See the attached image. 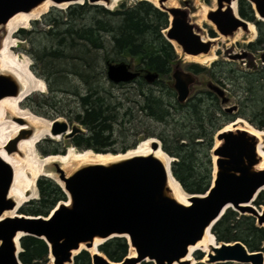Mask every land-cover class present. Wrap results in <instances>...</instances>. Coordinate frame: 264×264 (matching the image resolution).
I'll use <instances>...</instances> for the list:
<instances>
[{"label": "water", "instance_id": "water-1", "mask_svg": "<svg viewBox=\"0 0 264 264\" xmlns=\"http://www.w3.org/2000/svg\"><path fill=\"white\" fill-rule=\"evenodd\" d=\"M168 1L156 0V6L153 5L167 16L163 38L177 47L184 56L208 54L213 40L202 39L198 27L190 19L191 14L186 4L182 3L181 6L179 0H174L177 7H167L164 4ZM245 1L251 6L255 18L263 22L264 0ZM44 2L51 4L50 9L59 10L83 3L90 6H101L98 4L103 3L104 8L110 4L109 0H0V40L2 28L11 17L18 13H29ZM233 3L235 12L231 8ZM60 6L64 8L60 9ZM205 19L213 26L216 35L224 39L233 37L237 31H241L243 35L249 32V23L237 14V0H215L214 9L206 11ZM243 57L245 54L231 56V59ZM258 59L264 66V51ZM138 76L139 72L132 70L124 62L108 63L105 66V78L113 84L129 83ZM170 78L176 102L184 103L191 92V85L195 83L194 75L176 67L171 71ZM142 79L151 84L158 79V75L145 72ZM206 89L219 99L220 105L225 106L222 108L225 113L236 111L235 105L227 106L228 98L219 86L208 82ZM19 93L20 87L16 80L7 73H0V99L14 97ZM13 121L26 126L20 118ZM49 121L50 135L63 134V140L69 141L70 146L81 152L107 153L73 146L71 140L83 131L75 125L68 127L55 118ZM230 123L222 126L213 136L218 144L215 147L213 145L209 151L210 158L214 157V160L211 161L213 168L208 189L201 195L184 192L188 196L187 205L178 203L167 187L168 177L178 182L170 171V163L174 159L163 151L170 158L167 168L149 154L104 165H84L66 176L60 165L52 162L48 171L56 175L62 187L48 179L61 189L66 202H58L45 217L21 214L19 210L24 203L15 210L13 217L1 220L0 264H20L19 240L24 236L40 239L45 243L51 264H72L78 253H88L94 240L101 245L112 238L124 239L133 256L126 255L120 262H110L98 252L97 245L96 252L88 253L90 264H187L181 259L186 256L188 247L200 241L206 230L210 233L212 226L227 209L238 215L247 214L255 220L256 226L264 229V207L256 209L253 205L257 195L264 191V168H257L260 163L257 154L258 140L243 129L223 130ZM31 134V129L18 130L6 145L5 152H15L17 142ZM157 143L160 147L158 140ZM136 145L137 143L133 147ZM157 148L156 141H153L150 149L154 151ZM65 149L66 147L58 153H39L44 157L62 156ZM11 180L10 167L0 159V216L15 207L14 201L8 197ZM17 233L21 235L15 241ZM210 235L212 236L211 233ZM212 238L214 240L213 236ZM202 263L264 264V255L259 251L248 252L239 242L216 243L211 253H205Z\"/></svg>", "mask_w": 264, "mask_h": 264}, {"label": "trees", "instance_id": "trees-1", "mask_svg": "<svg viewBox=\"0 0 264 264\" xmlns=\"http://www.w3.org/2000/svg\"><path fill=\"white\" fill-rule=\"evenodd\" d=\"M237 14L254 25L256 37L248 48L253 52L259 51L264 45V22L255 20L251 6L245 0H237ZM40 21L47 27L46 30L19 29L14 36L28 41L30 49L26 55L32 65L38 67L36 72L30 65V71L44 82L49 94L71 95L74 82L82 87V94H72L77 97L80 109L73 120L86 130L85 134L76 135L72 139L71 144L77 148L117 154L125 153L136 144L132 142L119 149L109 148L117 138L122 142L126 141L123 128H113L119 111L124 107L116 100L107 99L100 90L101 76L103 72L105 76L106 64L128 61H132L134 71L139 72V76L131 81L139 86L142 97L140 100L143 102L139 110L163 125V130L155 137L160 142L161 150L174 159L170 163L171 175L187 194L201 195L208 189L212 171L209 151L215 132L222 126L236 117H242L255 129L264 131V68L255 73L251 81L248 80L244 90L246 93H252L253 89L258 94L260 92L259 99L249 103L250 106L246 104V109H250L249 114L252 113L253 116L247 110L238 112L239 108L234 114L225 113L219 99L209 91L199 92L179 104L172 88L158 83L159 78L170 75L176 54L174 47L163 38V31L167 27L166 14L147 1H137L132 6L121 4L118 9L111 11L86 3L68 6L64 10L51 8L40 17ZM215 65L217 64L214 63L213 67ZM198 70L195 65L189 67L191 73ZM145 72L156 73L158 79L147 84L142 79ZM220 76L224 80L220 71L210 73V77L217 84ZM121 84L125 83L117 85ZM153 85L160 88L158 96H154L150 90ZM164 95L167 96L166 100ZM37 97L45 104L50 103L53 98H45L43 95ZM28 99L29 97L25 100ZM246 101L247 95L241 103L242 108ZM129 110L126 108L119 116L128 123L132 118ZM31 112L41 117L33 110ZM175 118L178 119L174 120ZM58 152L42 151L41 154ZM36 188L37 200L26 202L19 210L21 214L45 217L58 202L65 201L61 189L48 178L37 179ZM253 205L256 208L264 207V191L257 195ZM210 233L216 243L239 242L248 252L259 251L264 255V229L256 226L255 220L250 216L238 215L227 209L212 226ZM19 245L20 264H40L48 256L47 247L40 239L24 236L20 238ZM97 250L110 262L117 263L127 255L128 246L124 239L112 238L99 245ZM194 258L200 260L202 255L196 253ZM72 264H90L89 254L81 251L74 257Z\"/></svg>", "mask_w": 264, "mask_h": 264}, {"label": "bare ground", "instance_id": "bare-ground-1", "mask_svg": "<svg viewBox=\"0 0 264 264\" xmlns=\"http://www.w3.org/2000/svg\"><path fill=\"white\" fill-rule=\"evenodd\" d=\"M109 1L110 4L106 6V9L111 10L120 0ZM144 1L156 6V0ZM98 5L103 6L105 4L100 3ZM164 5L167 7H177V3L174 0H169ZM50 7L51 4L49 2H44L29 13H18L11 17L5 24L4 28H2V38L0 40V73H7L11 75L18 83L20 93L14 97L7 96L0 99V159L4 161V163H6L12 171V180L8 190V197L12 199L15 204L13 210L6 211L1 214L0 221L8 217H13L17 208L30 200L38 198L35 183L40 177L50 178L62 187V183L57 180L56 175L48 171V166L52 162L58 163L62 172L67 176L75 169L84 165H104L132 156L153 155L166 168L168 162L170 161V158L162 152L157 140L150 137L139 141V144L137 143L136 147L131 148L132 150L128 149L129 151L127 150L123 154L119 153L120 155H112L110 153L93 154L90 151L77 152V149L74 147H71L68 149L67 153H65L66 148L64 150L65 154L62 156L51 155L44 157L38 152L37 145L40 141L48 138L59 142L63 140V134L55 136L50 135V121L43 120L39 116L34 115L30 110H21V103L24 102L27 97L35 92H43L46 90V87L41 79L35 77L31 73V64L28 57L13 53L12 49L16 47V40L14 39L15 33L19 29H27L31 22L38 21L42 15L47 13ZM199 7L200 9L198 8V10L191 15L196 25H199L201 21H205L206 11L214 9V4L212 3L210 8ZM63 8L64 6H60V9ZM231 8L232 11L235 12L234 3ZM262 21L264 22V19H262ZM248 31L250 34L248 40L251 41L255 37V30L251 24H248ZM240 38L241 32L237 31L233 37L224 39V41L232 43ZM202 39L206 41L204 37H202ZM221 40V37L218 36L213 41L216 42ZM184 58H187L194 63L206 65L216 59V48L215 46H211L210 52L206 55H198L196 57L184 56ZM16 118L22 119L26 126H20L14 122L13 119ZM58 121H60V119H58ZM234 128L243 129L256 137L258 140L257 154L260 157V163L257 168H264V132L254 129L242 119H236V121L226 125L223 130ZM20 129H31L32 134L26 139L19 140L16 144V151L11 154H7L4 150L6 145L15 137L17 131ZM153 141H156V144L158 145V148L154 151L150 149V144ZM217 144L218 142L214 141V147ZM213 160L214 157H212V162ZM167 187L173 198L178 203L183 205L188 204V196L181 189L180 185L170 177H168L167 180ZM20 235V233L16 234L15 241L18 237H20ZM99 243V241L94 240L92 247L87 250L88 253L91 254L96 252V247ZM214 247H216V243H214L212 236L206 230L200 241H198L194 246L188 247L187 254L181 259V261L191 264V255L193 252L200 250L204 252V254L211 253V249ZM80 249H83V247L80 246ZM75 253L77 252H74V254ZM129 256H133L132 251Z\"/></svg>", "mask_w": 264, "mask_h": 264}, {"label": "rangeland", "instance_id": "rangeland-1", "mask_svg": "<svg viewBox=\"0 0 264 264\" xmlns=\"http://www.w3.org/2000/svg\"><path fill=\"white\" fill-rule=\"evenodd\" d=\"M137 1H140V0H120L117 2L116 6L111 10L118 9L121 4L123 6H132ZM186 2L190 4V7L187 6V9L190 11L191 15L194 14L198 10V8L200 9L199 6L210 8L213 3L215 7V0L213 1L212 0H179V3L181 4V6H182V3H186ZM191 15H190V19L192 20V22H194V19L191 17ZM255 20L258 21L257 18H255ZM34 22H35L34 25H31V23H33L31 22L29 24V27L24 30L30 31L32 29H35V30L43 31L47 29V27H45L41 23L40 19ZM249 24H252V23H249ZM196 26L199 29L201 37H204L205 39H213V40L218 37V35H216V33L214 32L213 26L206 19L205 21H201L200 24ZM254 30H255V27H254ZM209 32H212V35H209ZM249 35H250L249 32L247 35H243V33L241 32V38L232 43L224 41V38L222 37H221L222 39L221 41H216V42L213 41L212 46H215L216 48V59L206 65L194 63V62H191L189 59L184 58V55H182L180 51L177 49V47L174 46L176 59L171 64V68H170L171 71L177 67L178 69L184 72L191 73L189 71V67L191 65H195L199 68L198 72L191 73L194 75L195 83L191 85V92L188 98L194 96L195 94L199 92L207 91L206 84L208 82L214 83L217 86H219L210 77V73L211 72L216 73L220 71L221 74H223L224 84L219 87L224 90V94L228 98L227 106L235 105L237 109L239 108L238 112H240L241 110L242 111L247 110L246 112L248 114L250 113V109H246V104L247 105L249 103L251 104L252 101H256L257 99H259L260 92L258 94L255 92V89H253L252 93H246L244 90L245 88H247L248 80L251 81V77L255 75V73L262 71L260 61L258 59L259 58L258 55L264 51V45L261 46L259 50L260 52L250 51L248 48V45L254 42L255 37H256V30H255V37L253 40L251 41L248 40ZM14 39L16 40V45H15L16 47L12 49V52L20 56L23 55V56L28 57L26 55L27 54L26 52L30 49V45L28 41L25 40V38L14 37ZM242 54H245V57L238 59V60L231 59V56L242 55ZM28 59L30 60L29 57ZM214 63L217 65L213 67ZM30 64L35 69V71L38 72V67L36 65H32L31 60H30ZM126 64L129 65L132 68V70L135 69L134 63L132 61H128ZM226 77H227V80H226ZM101 82H102L101 83L102 88L100 90L104 92V96L111 101L116 100L117 102L121 103V105L124 107L122 110L119 111L120 113H118V115L120 116V114L125 112L126 108H129L130 109L129 113L132 116V118H130L131 119L130 123H128L125 119H121L119 116L116 119V121H114L115 123L113 124V128L114 129L123 128L125 132L126 141L122 142L119 138H117L116 141L111 146H109V148L119 149L122 146L130 145L132 142L139 144V141L145 140L144 138L148 139V137H152L155 140H158L155 137V135L158 134L159 131H162L164 127L163 125L156 123L151 118H148L145 112L144 113L140 112L139 106L141 107L143 105V102H141L140 100V98L142 97H140L141 95H140L139 86L137 85V83L130 82V83H125L121 85H117V84L113 85L105 78L104 72L101 76ZM74 83L75 84L73 85L76 87V89L75 87L72 88L71 93L73 94L76 92L78 95L82 94L83 93L82 87L77 85L78 82H74ZM158 83L162 84L163 86H168L171 88L172 80L170 78V75L168 77L159 78ZM150 90L154 96L159 95L158 94V92H160L159 86L153 85L150 88ZM72 94L71 95L70 94L51 95L47 92V90H44L43 92H35L29 96L28 100H25L24 102L21 103L20 108L21 110H28V111L33 110L34 112H36V114L41 116L40 118L44 117L42 119L46 121H49L50 119L55 118V119H60V121L64 122L68 127H70L71 125H75L76 127H78L79 129L83 131L82 133L83 135L86 133V130L83 128V126L79 125L73 120V117L75 116V114H78L80 112V109L78 107L77 97H75ZM38 95H43L45 98L53 96V98L52 100H50V103L45 104L43 103V101H41L37 97ZM246 95H247V101L243 104V108H242L241 103L245 99ZM165 96L166 95H164V99L166 100L167 96L166 97ZM164 99L163 101L166 102ZM135 101L136 103H139V104L136 105ZM47 105L52 106V108L50 109V107H48ZM22 107H25V109H23ZM221 107L223 108L225 106H221ZM236 112H233V114ZM58 113L60 114L58 115ZM249 115L253 116L252 113ZM236 118L242 119L245 122H247L245 118H242V117H236ZM176 119L178 118H175L174 120ZM118 124H121V125H118ZM250 126L253 127L252 125ZM114 136H116L115 133H114ZM214 141L215 140L213 139V144H214ZM64 147L67 148L65 151V153H67L68 149H70L72 146H70L69 141H66V140L64 141L61 140L59 142H56L54 140L45 138L39 142V144L37 145V150L40 153L42 151L46 153L47 151H51L52 149L61 150ZM129 150H132V149L130 148ZM77 152H81V151L77 149ZM112 155H120V154L118 153V154H112ZM211 161H212V158H211ZM260 208H263V207H260ZM245 216H247V214ZM131 251L132 250L128 249L127 255H129ZM196 253H200L202 255V258L200 260H196L194 258V255ZM204 255H205L204 252L200 250L193 252L191 255V261H190L192 262L191 264L202 263V261L204 260ZM40 264H51L49 257L47 256L45 260L42 261Z\"/></svg>", "mask_w": 264, "mask_h": 264}, {"label": "flooded vegetation", "instance_id": "flooded-vegetation-1", "mask_svg": "<svg viewBox=\"0 0 264 264\" xmlns=\"http://www.w3.org/2000/svg\"><path fill=\"white\" fill-rule=\"evenodd\" d=\"M185 4H186V6L190 7V4H189L188 2H186ZM255 52H260V51H255ZM258 54H259V53H258ZM259 55H260V54H259ZM259 55H258V56H259ZM260 65H261V64H260ZM263 68H264V66L261 65V69H263ZM170 73H171V72H170ZM223 84H224V83H223L222 77L220 76L219 79H218V85L221 86V85H223ZM215 85H216V84H215ZM222 90H223V89H222ZM223 91H224V90H223ZM174 97H175V93H174ZM236 108H237V107H236ZM236 110H237V109H236ZM71 141H72V140H71ZM53 150H57V151H59V149H52L51 151H53Z\"/></svg>", "mask_w": 264, "mask_h": 264}]
</instances>
